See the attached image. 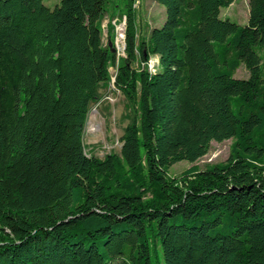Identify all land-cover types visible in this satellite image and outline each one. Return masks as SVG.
<instances>
[{"label": "trees", "instance_id": "16d2710c", "mask_svg": "<svg viewBox=\"0 0 264 264\" xmlns=\"http://www.w3.org/2000/svg\"><path fill=\"white\" fill-rule=\"evenodd\" d=\"M154 1L144 41L133 0H0V264H264V0L243 25L219 17L233 0ZM109 68L132 115L118 154L87 155ZM227 139L223 162L168 174Z\"/></svg>", "mask_w": 264, "mask_h": 264}, {"label": "rangeland", "instance_id": "374dc122", "mask_svg": "<svg viewBox=\"0 0 264 264\" xmlns=\"http://www.w3.org/2000/svg\"><path fill=\"white\" fill-rule=\"evenodd\" d=\"M114 2L115 0H110ZM248 0H233L228 6L219 8V17L227 18L239 25H243L248 13ZM42 2L52 7L58 3V0H42ZM132 7L137 14L136 35L144 41L148 39L149 31L152 27H158L164 19V8L154 0H133ZM109 20L113 24L114 36L112 41L107 40L106 24ZM102 40L111 47L117 57L123 56L124 48V29L125 18L123 15L114 12L110 17L105 15L101 21ZM254 50L259 56L261 64V76L264 80V48L255 45ZM140 68L150 72L156 68V57L149 55L145 62L139 65ZM110 81L106 88L98 90L97 99L90 104L86 120L83 126L82 143L85 153L102 157L107 153L118 154L120 146V137L124 126L129 122L132 111L130 102L122 95V93L114 89V69L109 68ZM234 78H247V70L240 64L234 74ZM231 140H223L221 142L210 141L206 152L189 163L184 160L173 163L168 168V174L178 176L183 170L190 166L203 169L206 166L223 162L228 156V149ZM111 264H115L112 262Z\"/></svg>", "mask_w": 264, "mask_h": 264}]
</instances>
